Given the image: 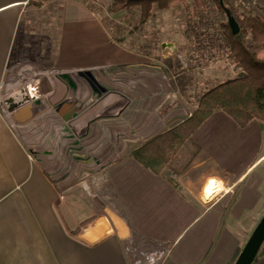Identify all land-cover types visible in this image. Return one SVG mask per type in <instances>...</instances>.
Returning <instances> with one entry per match:
<instances>
[{"label": "crops", "instance_id": "1", "mask_svg": "<svg viewBox=\"0 0 264 264\" xmlns=\"http://www.w3.org/2000/svg\"><path fill=\"white\" fill-rule=\"evenodd\" d=\"M95 6L0 0V264H133L132 243L168 246L164 264H234L264 216V178L241 188L264 164V125L241 128L217 111L161 175L132 158L139 144L125 142L128 128L144 143L180 125L205 92L236 77L235 65L202 13L194 15L193 34L182 31L186 14L155 9L117 38ZM108 69L131 72L118 92L93 78ZM15 70L28 82L15 81ZM46 72L52 81L35 75ZM64 83L69 93L61 101ZM9 98L31 106L32 119L16 123L19 136ZM37 122L42 131L22 134ZM78 167L88 170L73 177ZM200 194L216 196L204 203ZM243 217L252 219L242 225ZM254 264H264V256Z\"/></svg>", "mask_w": 264, "mask_h": 264}, {"label": "trees", "instance_id": "2", "mask_svg": "<svg viewBox=\"0 0 264 264\" xmlns=\"http://www.w3.org/2000/svg\"><path fill=\"white\" fill-rule=\"evenodd\" d=\"M189 0H114L111 10L114 13L131 8H139L141 22L148 20L154 8L171 9L187 5ZM196 11L203 14L212 4L226 15L228 9L240 31L233 34L228 21L221 24L216 33L222 50L235 65L237 75L234 79L205 92L191 116L177 127L147 140L130 155L145 169L161 175L171 164L178 152L189 142L202 125L217 111L224 112L241 128L253 121L264 124V0L257 5V11L247 9L239 15L236 8L229 6L227 0H195ZM199 5V6H198ZM230 8H229V7ZM264 256V244L257 259ZM256 259V260H257Z\"/></svg>", "mask_w": 264, "mask_h": 264}, {"label": "rangeland", "instance_id": "3", "mask_svg": "<svg viewBox=\"0 0 264 264\" xmlns=\"http://www.w3.org/2000/svg\"><path fill=\"white\" fill-rule=\"evenodd\" d=\"M195 0H189L187 5L190 7V9H187L186 5H181V6H178V7H175V8H171L174 9L175 11V15H177V17H179L178 15L180 14H186V16H188V18L186 17L185 19L182 20L181 23H183V30L182 31H185L187 32L188 34H193L195 33L196 31V24H197V18L194 16V15H200L201 13L203 14V11H201V8H199V10H195L196 9V6H195ZM228 1V4L229 6L233 7V8H236L239 12V15H243L244 13H247V9H250V10H253V11H257V4L261 3V0H255L254 2H257V4L254 5V2L252 1H249V0H227ZM251 2V3H250ZM114 4V1L110 4H103V5H97L95 6L98 11H100V14L104 15V23L106 24V26L110 29V32L112 34H114L117 38H120V36H129L131 35V33L134 31V29L136 28V26L138 25V22H140V17H141V13H140V9L137 8V10H134L135 8H131V9H127V10H122L120 12H117V13H114L111 8ZM199 6V5H198ZM228 6V7H229ZM256 6V9H254V7ZM230 8V7H229ZM155 9H161L159 8V6L157 5ZM162 10H165V9H162ZM168 10V9H167ZM189 14V15H188ZM205 18L202 20L203 22H206L205 24L208 26L206 27L207 31L214 35V37H217V32L219 31L220 29V26L221 24H224L226 23L228 20H227V16L225 14H223L219 9L218 7L214 4H212L211 8H208L207 9V12L204 14ZM194 18H193V17ZM180 18V17H179ZM200 18V17H198ZM180 21V20H179ZM201 22V21H199ZM203 28V27H202ZM206 29H203V32L207 33L206 32ZM200 30H201V27H200ZM221 45V44H220ZM176 60H177V65L178 66H183V57L182 56H178L176 57ZM231 61V60H230ZM19 71H17L18 73ZM11 73V72H10ZM13 73V72H12ZM16 73V70L13 74H17ZM47 73V74H46ZM46 73H42V74H35V75H40V77H42L45 81L49 82V81H52L53 79V73H50V72H46ZM19 75H12V78H14L15 76H17L19 79L18 80H15L17 81L18 83H20V81L22 82H28L26 81L24 78L26 76H24V72L21 71L18 73ZM126 75H130L131 76V72L130 73H127V72H118L116 69H108V70H98V71H95L93 73V78L94 80H96L98 82L99 81H108L110 83L109 85V91L111 92H118V89L120 86L119 83L126 77ZM10 74H8V78L11 80L10 78ZM125 78V79H126ZM35 79H39V77H36L35 78H32V80H35ZM60 80H62V78H60ZM13 81V79H12ZM11 81V82H12ZM14 82V81H13ZM63 82V81H61ZM9 83V82H8ZM101 84V83H100ZM11 86V88L13 87V89H9L10 91H14L15 89V85L13 84H9ZM101 86V85H99ZM21 84H18L17 86V89H21ZM9 88V87H7ZM9 90H7L8 92H10ZM29 91H31V89L28 88ZM61 94H60V97L59 99L61 101H65V97H67L68 93H69V90H68V87L67 85L64 83V85H62V88H61ZM108 89H104L102 86L100 88V92L102 93H108L109 91H107ZM209 91V90H208ZM124 92V91H123ZM125 94H126V91H125ZM45 95V94H44ZM43 95V96H44ZM72 99V97L70 98V100ZM197 101V100H196ZM198 104V103H197ZM197 107V106H196ZM196 109V108H195ZM67 117L69 118H73L75 117L74 113H70V114H67L66 115ZM11 118V121L12 123H14L15 126H17L16 122ZM131 119V117L129 118ZM63 120V119H62ZM73 121V120H72ZM44 125H49V124H52V115L51 117L48 119V121L46 122H43ZM264 125V124H263ZM19 126V125H18ZM17 126V134L18 136L21 135L20 133V129L19 127ZM61 131H66V127L62 126L61 128ZM43 129L41 128L40 126V123L37 122L35 125H32L29 129H27L26 131H23L22 134L25 135L26 132L29 133V131H42ZM111 130V129H110ZM113 130V129H112ZM116 130V129H115ZM127 132L130 134L131 136V139H129L130 141H127L125 142L128 146H136V145H140L139 147H141L144 143L140 142V141H135L137 140V137H133V129L132 128H128L127 129ZM116 133L117 131L114 132V139L116 138ZM21 137V136H20ZM151 139V138H149ZM148 139V140H149ZM142 143V144H141ZM48 145V143H44L43 145ZM50 145V144H49ZM138 147V148H139ZM264 147V146H263ZM136 148V149H138ZM184 148V147H183ZM182 148V149H183ZM135 149V150H136ZM181 149V150H182ZM256 149V147H255ZM181 150L178 152V154L181 152ZM134 150H132L130 152V154L133 152ZM255 153V151H254ZM178 154L174 157V159H176V157L178 156ZM174 159L172 160V162L174 161ZM95 162V161H94ZM171 162V164H172ZM94 164V163H93ZM170 164V165H171ZM170 165L167 167L169 168ZM95 164L93 166H91V170H95L93 168H95ZM256 165L249 173L246 177H248L247 181L242 185L241 188H248L252 183H255L257 181H259V178L263 177L264 178V164L263 165ZM258 167V168H257ZM85 168H88V167H85ZM166 168V169H167ZM165 169V170H166ZM85 170H88V169H81L80 167L77 168L76 171H74V175L73 177H81L83 176V174L85 173ZM164 170V171H165ZM94 173V174H93ZM91 180L93 183L95 184H100V174L96 173L95 174V171L92 172V175H91ZM86 185V187L84 188L83 186ZM88 183H83L81 185V188L82 189H86L88 188ZM202 193V192H201ZM202 194L199 195L200 199L202 200V202L204 203H212L215 199V196L212 197L210 200H206V199H203ZM218 195V194H217ZM220 195V194H219ZM242 199V197H240V200ZM230 201V200H229ZM252 218L250 217H243L240 221V224H246L248 221H250ZM259 223V222H258ZM256 226H254V229H255ZM253 229V231H254ZM252 231V232H253ZM252 232L250 233V235L252 234ZM250 235L247 237L244 245L246 244L247 240L249 239ZM243 243V242H242ZM244 245L242 246V248L238 249L239 250V253L237 255V258L241 252V250L243 249ZM263 257V256H261Z\"/></svg>", "mask_w": 264, "mask_h": 264}, {"label": "water", "instance_id": "4", "mask_svg": "<svg viewBox=\"0 0 264 264\" xmlns=\"http://www.w3.org/2000/svg\"><path fill=\"white\" fill-rule=\"evenodd\" d=\"M220 4L224 6L223 0H220ZM224 10L232 33L237 34L240 31L238 23L228 9L224 8ZM26 102L27 100L16 102L14 98L6 100L9 111L13 113V117L18 124H25L32 119L31 106H24ZM22 113L24 117H19ZM263 244L264 216L255 227L234 264H254Z\"/></svg>", "mask_w": 264, "mask_h": 264}, {"label": "built area", "instance_id": "5", "mask_svg": "<svg viewBox=\"0 0 264 264\" xmlns=\"http://www.w3.org/2000/svg\"><path fill=\"white\" fill-rule=\"evenodd\" d=\"M91 1L97 5H103V4H110L114 0H91ZM249 1L254 2L255 0H249ZM255 4H257V2H254V5ZM254 9H256V6L254 7ZM83 187L85 188L86 185H84ZM127 252L131 255L133 264H164L168 260L171 254V249L168 246H158L153 249L146 250L143 249L139 244L132 243L127 248Z\"/></svg>", "mask_w": 264, "mask_h": 264}, {"label": "snow or ice", "instance_id": "6", "mask_svg": "<svg viewBox=\"0 0 264 264\" xmlns=\"http://www.w3.org/2000/svg\"><path fill=\"white\" fill-rule=\"evenodd\" d=\"M215 187V181H211L210 182V186H209V188L207 189V191L209 192V193H211V191H212V189Z\"/></svg>", "mask_w": 264, "mask_h": 264}, {"label": "flooded vegetation", "instance_id": "7", "mask_svg": "<svg viewBox=\"0 0 264 264\" xmlns=\"http://www.w3.org/2000/svg\"><path fill=\"white\" fill-rule=\"evenodd\" d=\"M25 106V105H24ZM24 116V114L22 113L19 117H23Z\"/></svg>", "mask_w": 264, "mask_h": 264}]
</instances>
